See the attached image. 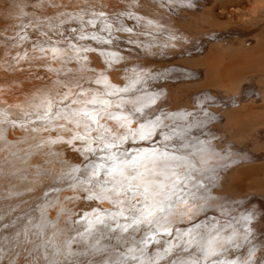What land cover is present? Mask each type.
Listing matches in <instances>:
<instances>
[{"label": "snow or ice", "instance_id": "6c2138e0", "mask_svg": "<svg viewBox=\"0 0 264 264\" xmlns=\"http://www.w3.org/2000/svg\"><path fill=\"white\" fill-rule=\"evenodd\" d=\"M153 2L172 11L178 6H193L192 0ZM45 3L52 4V0H39L35 7L42 8ZM125 7L128 10L108 11V5L100 0L96 4L84 0L83 6L77 5L78 10L36 19L35 24H21L14 37H7L15 41L14 48L24 45L30 40L26 29L32 28L38 34L31 44L33 55L27 50L18 51L12 60L16 65L50 60L59 67L44 65L57 78L51 81V87L38 89L26 98L24 106L15 105L17 118L10 115L13 106L0 108V141L9 143L8 128H20L30 134L66 133L67 138L63 134L49 135L36 148L65 145L82 158L76 164L61 161L67 170L51 177L52 184L42 190L44 203L33 209L39 212L38 222L33 223L27 213L17 217L12 226L23 227L13 239L22 235L21 243L34 245L28 253L36 254L31 264H38L37 257L44 264H92L79 259L88 256L100 257V264H264V254L257 256L258 251L264 253V241L254 243L255 210L233 217L235 225L227 226L230 232L226 235L225 229L215 224L211 228L194 224L186 230L177 226L185 218L193 221L217 206L212 203L217 199L212 189L221 181V171L238 164L243 157L233 154L230 148L223 155L217 153L211 140L195 138L193 142L191 129H202L215 119L205 110L211 105V97L197 101L202 119L188 122L192 113L160 111L158 101L165 93L145 88L149 80L167 79L166 73L121 67L128 57L116 43L121 39L119 33L127 35L130 46L143 48L145 55H154L152 45L141 44L136 37L151 34L149 29L164 28L159 20L132 11L147 7L140 0H130ZM15 9L20 18L28 15L20 4ZM128 20L134 24L128 26ZM72 24L76 26L65 28ZM141 26L145 31L138 33ZM168 39L175 41L180 37L170 33ZM91 54L102 59L101 70L90 67ZM71 63L76 67H68ZM113 71H123V86L112 82L109 73ZM65 182L81 194L66 199L83 200L90 210H82V214L69 212L67 222L75 236L66 239L61 248L52 242V237H44L57 223L48 219V209L55 207L49 203V195L61 191L53 184ZM91 202L96 206L92 207ZM105 203L109 207H103ZM65 211L60 208L57 221ZM73 216L78 218L73 220ZM202 227L204 232L200 231ZM55 235L53 231L52 236ZM30 236L40 243L30 240ZM73 244L83 245L85 250L73 251ZM48 248L53 249L51 254L44 251L41 257L38 250ZM242 248L246 255L240 254ZM230 250L236 254L234 258H229ZM0 259L4 257L0 255ZM8 264L17 262L9 260Z\"/></svg>", "mask_w": 264, "mask_h": 264}, {"label": "bare ground", "instance_id": "6f19581e", "mask_svg": "<svg viewBox=\"0 0 264 264\" xmlns=\"http://www.w3.org/2000/svg\"><path fill=\"white\" fill-rule=\"evenodd\" d=\"M87 2L96 4L97 0ZM100 2L108 5V11H125L128 10L125 5L130 0ZM37 3L39 0L0 2V108L13 106L10 109L12 118L19 116L15 105L24 106L26 98L38 89L51 87V81L57 78L54 73H48L44 65L51 63L53 67H59V64L45 60L22 61L16 65L12 57L18 51L23 53L27 50L30 56L33 55L31 44L37 40L38 34L32 28L26 29L30 40L15 48L12 47L15 41L8 40L7 37H14L20 31L21 24H35L36 19L46 20L56 16L58 12L78 10L77 5L83 6L84 0H52V4L45 3L42 8L35 7ZM140 3L147 7L139 10L133 8L132 11L159 20L164 28L163 31L149 29L151 34H139L136 37L141 44H151L154 55H145L143 48L130 46L127 35L119 33L121 39L116 43L119 50L128 57L121 67H137L153 74L166 73L167 79L149 80L145 88L150 92L165 93L158 101L160 111L192 113L188 122L202 119V114L198 115L200 106L197 101L205 96L211 97V105L205 110L214 114L215 119L202 129H191L193 142L195 138L211 140L217 153L223 155L230 148L233 154L243 157L238 164H232L221 171L222 179L212 189V195L217 197L212 203L217 206L208 208L193 221L185 218L177 226L186 230L194 224H202L207 228L215 224L217 228L225 229L226 235L230 232L227 226L235 225L233 217L255 210L256 219L252 227L254 243L259 244L264 241V198L260 195H264V47L260 48L264 45V25H259L264 18L258 12L264 10V0H192V7L178 6L175 11L167 7L161 9L153 0H140ZM16 4L23 7L28 14L26 17L18 16ZM53 4L60 7H53ZM113 4L117 7L112 8ZM125 23L132 26L134 21L128 20ZM75 26L65 25V28ZM144 31L142 26L137 29L138 33ZM170 33L180 39L169 41ZM53 39L57 37L53 36ZM169 43L175 44V47H163ZM196 49L200 51L197 52ZM160 53L172 55L158 56ZM182 53V56H178ZM90 59V67L101 70L102 59L95 54H91ZM68 67L75 68L76 65L71 63ZM123 75V71L109 73L112 82L120 86L124 84ZM245 87L248 89L243 94ZM59 134L67 138L66 133L55 131L30 134L20 128H8L6 136L9 143L0 141V255L4 257L0 259V264H8L9 260H15L17 264H31L36 254L29 256L28 253L34 245L21 243L22 235L13 239L23 227L22 224L13 227V222L26 213L33 223L38 222L39 212L33 209L44 203L42 190H47V186L52 184L51 177L67 170L61 161L76 164L82 159L65 145L36 148L42 139ZM38 172L48 174L38 176ZM53 187H59L61 191L49 195V203L55 207L48 209V219L57 223L54 230L47 231L44 239L52 237V242L62 248L66 239L75 236V231L69 230V212L82 214V210L90 209L83 200L66 199L81 195L69 188L67 182L53 184ZM91 205L95 207L96 203L91 202ZM61 207L66 211L57 221V213ZM103 207L109 205L105 203ZM77 218L78 216H73V220ZM205 230L202 227L200 231ZM53 231L56 232L55 236H52ZM29 239L40 243L35 237L30 236ZM84 250L83 245L73 244V251ZM38 251L42 257L44 251L51 254L53 249ZM239 252L246 255L244 248ZM262 254L264 253L258 251L257 256ZM235 255L229 251V258H234ZM79 259L100 264L101 258L88 256ZM104 259L108 257L105 256ZM37 261L38 264H44L40 257H37Z\"/></svg>", "mask_w": 264, "mask_h": 264}, {"label": "rangeland", "instance_id": "374dc122", "mask_svg": "<svg viewBox=\"0 0 264 264\" xmlns=\"http://www.w3.org/2000/svg\"><path fill=\"white\" fill-rule=\"evenodd\" d=\"M0 2H1V0H0ZM258 15L260 16V17H263L264 18V10H260L259 12H258ZM259 25H264V21L262 22V23H260ZM257 29H258V27H257ZM259 30H257V32H258ZM227 33H229V32H227ZM262 47H264V45L262 44V46L260 47V48H262ZM176 48H178V46L176 47ZM196 51L198 52V51H200V49H196ZM163 55H172V54H159L158 56H163ZM183 55V53L182 54H178V56H182ZM177 72H179V71H177ZM248 87V86H247ZM247 89L248 88H244L243 90V94H245V92L247 91ZM240 97V96H239ZM261 195V198L263 199L264 198V195L263 194H260Z\"/></svg>", "mask_w": 264, "mask_h": 264}]
</instances>
